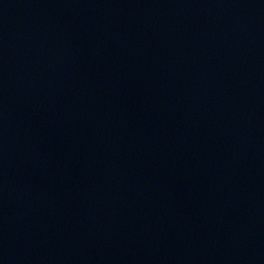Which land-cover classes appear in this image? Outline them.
Segmentation results:
<instances>
[{
	"label": "water",
	"instance_id": "95a60500",
	"mask_svg": "<svg viewBox=\"0 0 264 264\" xmlns=\"http://www.w3.org/2000/svg\"><path fill=\"white\" fill-rule=\"evenodd\" d=\"M0 264H264V32L0 0Z\"/></svg>",
	"mask_w": 264,
	"mask_h": 264
}]
</instances>
